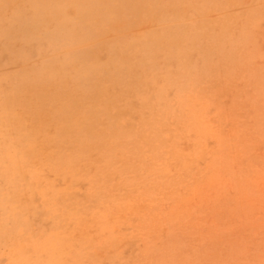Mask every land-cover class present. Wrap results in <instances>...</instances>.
I'll list each match as a JSON object with an SVG mask.
<instances>
[{
  "label": "rangeland",
  "instance_id": "rangeland-1",
  "mask_svg": "<svg viewBox=\"0 0 264 264\" xmlns=\"http://www.w3.org/2000/svg\"><path fill=\"white\" fill-rule=\"evenodd\" d=\"M0 264H264V0H0Z\"/></svg>",
  "mask_w": 264,
  "mask_h": 264
},
{
  "label": "bare ground",
  "instance_id": "bare-ground-1",
  "mask_svg": "<svg viewBox=\"0 0 264 264\" xmlns=\"http://www.w3.org/2000/svg\"><path fill=\"white\" fill-rule=\"evenodd\" d=\"M41 74H43V73H36V75L34 76V78H35V80H38L39 82H40V84H34V85H39V86H42V87H44V88H48V87H50L52 84L49 82V78H47V77H44V76H42ZM29 85H31V83H30V81H28L27 82V86H29ZM31 101V100H30ZM22 103H26V106L27 107H30L31 105H30V102H26V101H22ZM5 108H6V106H5ZM68 121H70V122H73L71 119H69ZM107 129V128H106ZM30 130V132H32V133H35V132H37L39 129H32V128H30L29 129ZM108 130V129H107ZM146 132V131H145ZM73 133V132H72ZM92 133V132H91ZM119 133V132H118ZM110 135H111V133H110ZM29 136H32V137H28V147H31L32 146V144H33V141L35 140V138L36 137H34L32 134H30ZM125 136V135H124ZM133 136V135H132ZM132 136H130L129 135V137H132ZM110 137H112V136H110ZM153 137V136H152ZM161 137V136H160ZM110 139V138H109ZM109 139H107V140H109ZM106 140V141H107ZM115 140H117V138L115 139ZM156 140H158V138L156 139ZM74 141V140H73ZM110 141V140H109ZM154 141H155V139H154ZM104 142V141H103ZM157 142V141H156ZM24 143V142H23ZM82 143V142H81ZM25 144V143H24ZM23 144V145H24ZM154 145H156V144H154ZM159 146H161V145H159ZM69 147V146H68ZM112 147V146H111ZM114 147V146H113ZM161 148V147H160ZM165 148V147H164ZM118 149V148H117ZM139 149H141L140 147H139ZM154 149V148H153ZM155 149H157V151H158V148L156 147ZM120 150V149H119ZM134 150V149H133ZM9 151V150H8ZM33 150H30L29 152H32ZM152 152V151H151ZM153 152H155V151H153ZM6 153V152H5ZM8 153V152H7ZM17 153V152H16ZM109 153V152H108ZM115 153V152H114ZM124 153V152H123ZM142 153V152H141ZM14 154V153H13ZM154 154V153H153ZM161 154V153H160ZM10 155V154H9ZM139 155V154H138ZM141 155V154H140ZM156 155V154H155ZM100 156V155H99ZM102 156V155H101ZM10 157V156H9ZM145 157V156H144ZM132 158V157H131ZM15 159V158H14ZM138 159V158H137ZM12 160V159H11ZM106 160V159H105ZM144 160V159H143ZM14 161V160H13ZM12 161V162H13ZM108 161V160H107ZM5 162V161H4ZM11 162V163H12ZM16 162V161H15ZM19 162H20V160H19ZM165 162V161H164ZM64 163V162H63ZM101 163V162H100ZM104 163V162H103ZM102 163V164H103ZM19 164V163H18ZM164 164V163H163ZM66 165V164H65ZM242 165V164H241ZM10 166V165H9ZM243 166H244V164H243ZM11 168V167H10ZM106 168V167H105ZM153 170V169H152ZM160 170V169H159ZM158 170V171H159ZM155 171V170H154ZM156 172V171H155ZM157 174H158V172H157ZM99 175V174H98ZM153 177V176H152ZM161 177V176H160ZM69 178V177H68ZM77 178V177H76ZM101 178V177H100ZM63 179V178H62ZM97 179V178H96ZM67 180V179H66ZM148 181H149V179H148ZM153 181V180H152ZM155 182V181H154ZM160 182V181H159ZM101 183V182H100ZM148 183V182H147ZM158 183V182H157ZM153 184V183H152ZM192 188V187H191ZM19 189V188H18ZM91 188H89V190H90ZM93 190V189H92ZM12 191V190H11ZM10 191V192H11ZM93 193V192H92ZM100 195V194H99ZM64 197V196H63ZM86 197V196H85ZM88 197V196H87ZM2 198V197H1ZM96 199H98V198H96ZM6 201V200H5ZM60 201V200H59ZM58 201V202H59ZM99 202V201H98ZM61 203V202H60ZM62 203H64V202H62ZM99 204V203H98ZM161 204V203H160ZM57 206V205H56ZM66 206H68V205H66ZM161 206V205H160ZM58 207V206H57ZM60 208V207H59ZM58 211H60V210H58ZM66 211V210H65ZM64 211V212H65ZM80 211H82V210H80ZM84 212H85V210H84ZM74 213H75V211H74ZM152 213V212H151ZM59 214V213H58ZM76 214H77V212H76ZM53 215V214H52ZM56 217V216H55ZM52 219V218H51ZM56 219V218H55ZM54 219V220H55ZM22 220V219H21ZM23 221V220H22ZM55 222V221H54ZM150 222V221H149ZM24 223V222H23ZM26 223H27V221H26ZM62 223V222H61ZM146 223V222H145ZM20 224H22V223H20ZM51 224H52V222H51ZM147 224V223H146ZM53 226H54V223L52 224ZM55 226H57L56 224H55ZM30 229V228H29ZM63 229V228H62ZM46 233V232H45ZM44 233V234H45ZM50 234H52V233H50ZM53 235V234H52ZM53 236H55V235H53ZM64 238H65V236H64ZM51 240V239H50ZM55 240V239H54ZM53 243V242H52ZM58 245V244H57ZM64 245V244H63ZM65 246V245H64ZM36 247V246H35ZM30 248V247H29ZM66 248V247H65ZM56 250V249H55ZM57 250H59V249H57ZM53 251H54V249H53ZM35 252V251H34ZM51 252V251H50ZM53 253V252H52ZM57 259V258H56ZM55 259V260H56ZM51 260H52V258H51ZM48 261V260H47ZM54 261V260H53ZM53 263V262H52Z\"/></svg>",
  "mask_w": 264,
  "mask_h": 264
}]
</instances>
